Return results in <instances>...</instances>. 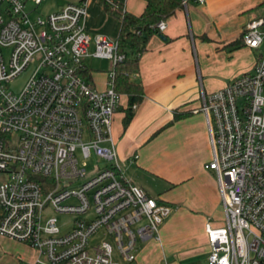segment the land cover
Instances as JSON below:
<instances>
[{
	"label": "built area",
	"instance_id": "1",
	"mask_svg": "<svg viewBox=\"0 0 264 264\" xmlns=\"http://www.w3.org/2000/svg\"><path fill=\"white\" fill-rule=\"evenodd\" d=\"M42 1L0 0V238L32 249L29 264H137L138 241L159 242L173 207L133 184L117 164L113 67L125 56L116 40L102 36L88 54V0L31 18L26 5ZM153 30L162 33L164 21ZM240 42L256 53L251 70L201 93L198 110L211 149L203 168L215 173L223 208V225L205 226L207 264H264V17L244 25ZM88 56L109 62L101 91L86 75ZM79 157L103 165L87 174ZM51 212L72 219L61 225Z\"/></svg>",
	"mask_w": 264,
	"mask_h": 264
},
{
	"label": "crops",
	"instance_id": "2",
	"mask_svg": "<svg viewBox=\"0 0 264 264\" xmlns=\"http://www.w3.org/2000/svg\"><path fill=\"white\" fill-rule=\"evenodd\" d=\"M78 1L67 0L55 11ZM110 1L133 16H139L145 7L142 0ZM257 17H264V0L188 1L164 21L160 33L164 40L156 34L144 45L138 73L131 77L142 86L143 99L127 127L122 128L124 96H120L113 116L111 136L120 169L150 197L177 207L180 218L197 221L208 252L205 226L221 227L223 208L218 179L203 168L211 161V149L205 117L198 111L201 93L222 89L234 77L251 70L254 54L241 43L238 48L232 45L244 25ZM83 25L90 44L96 36L116 40L120 30L119 19L99 0L87 1ZM106 75L99 88L91 73L87 77L96 89L103 90ZM174 112L183 117L173 121ZM4 243L6 248L1 247ZM11 248L35 257L29 247L0 238V264L9 259L21 263L23 256L18 259L8 254Z\"/></svg>",
	"mask_w": 264,
	"mask_h": 264
},
{
	"label": "rangeland",
	"instance_id": "3",
	"mask_svg": "<svg viewBox=\"0 0 264 264\" xmlns=\"http://www.w3.org/2000/svg\"><path fill=\"white\" fill-rule=\"evenodd\" d=\"M66 2L67 0H43L37 7H33L28 3L26 5V10L31 11V18L37 16L45 17L46 15L53 13L58 7ZM92 51L93 47L92 44H90L88 54L91 55ZM253 54L255 55L256 53L253 52L252 55ZM83 63L87 69L86 75L91 73L93 83L98 88L101 87L104 81L103 74L109 72V62L104 59L88 56L83 60ZM30 71L31 67H29L23 75L18 77L17 80L10 84L12 91L16 92L20 89ZM78 159L80 165L87 174H91V171H95L96 164L103 165L101 162L97 163L93 157L85 160L81 157ZM173 208L174 211L172 214L159 228V237L161 239L159 242L152 240L146 242L138 241L136 246L137 264H161L164 262L167 264H207L208 250L206 251L202 238V230L198 222L192 221L189 218H180V214L177 211L178 208ZM49 215L56 217L58 223L61 225L68 224L72 219L70 216L57 215L52 212ZM221 215L223 216V214ZM222 216L219 215V217ZM1 247L6 248V243L1 244ZM8 254L18 256V259L19 256H23V262L16 263V261L12 262L9 259L8 262L2 261V264H29L34 260V255L31 252H26L20 249L19 252H16L11 248V251H8ZM113 262H120L116 254L113 256Z\"/></svg>",
	"mask_w": 264,
	"mask_h": 264
},
{
	"label": "trees",
	"instance_id": "4",
	"mask_svg": "<svg viewBox=\"0 0 264 264\" xmlns=\"http://www.w3.org/2000/svg\"><path fill=\"white\" fill-rule=\"evenodd\" d=\"M145 4L139 16L122 12L120 8H110L103 3L104 9L119 19L120 30L116 38L117 52L125 56L124 61L113 67V90L119 96L126 98V107L122 110V128L125 129L132 119L134 109L143 99L142 86L131 77L138 73V62L144 51L147 39L156 35L153 26L159 21L172 17L176 11L182 9L190 0H142ZM183 2H185L183 4ZM239 39L233 43L238 48ZM87 73V71H86ZM183 115L174 112L173 121L179 120Z\"/></svg>",
	"mask_w": 264,
	"mask_h": 264
},
{
	"label": "water",
	"instance_id": "5",
	"mask_svg": "<svg viewBox=\"0 0 264 264\" xmlns=\"http://www.w3.org/2000/svg\"><path fill=\"white\" fill-rule=\"evenodd\" d=\"M158 38L161 39L162 41L164 40V37L162 35H158Z\"/></svg>",
	"mask_w": 264,
	"mask_h": 264
}]
</instances>
